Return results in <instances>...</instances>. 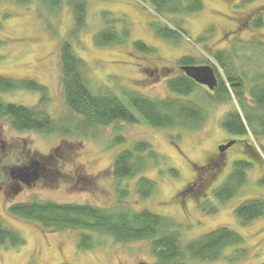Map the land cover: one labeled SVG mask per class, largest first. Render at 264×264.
Instances as JSON below:
<instances>
[{
  "label": "rangeland",
  "instance_id": "obj_1",
  "mask_svg": "<svg viewBox=\"0 0 264 264\" xmlns=\"http://www.w3.org/2000/svg\"><path fill=\"white\" fill-rule=\"evenodd\" d=\"M178 1H158L159 5L164 4L159 12L153 0H87L86 22L76 50L86 64L84 74L91 90L98 94L108 87L124 101V90L136 91L156 101L170 97L166 81L181 74L177 62L184 57L213 66L230 90L231 100L219 103L216 92L197 88L186 98L206 115L204 123L197 128L155 129L142 120L135 125L118 122L107 127H82V118L66 106L61 84L59 50L75 26L69 1H63L61 7L53 10L41 0H33L30 5L0 0L3 41L0 75L35 80L46 86L48 92L47 103H40L41 94L26 90L0 92V100L37 108L61 125V129L49 133L17 132L10 119L0 117V124L7 122L6 135L31 142L40 155L52 157L49 166L61 172L50 183L52 188L28 191L19 200L89 205L111 214L150 212L168 220L170 232L179 235L183 246L218 228L228 227L243 237V245L225 250L224 258L218 261L186 258L182 263L232 264L230 259L238 255L237 250H243L245 255L235 264H264V217L242 226L234 215L245 201L264 199V184L260 183L264 173L255 164L254 170L247 171L246 184L239 194L222 205L211 197L222 187L223 176L218 168H213L214 162H208L217 145L228 136L222 124L226 115L235 110L242 116L248 139L264 161V133L253 135L243 109L245 106L248 114L264 118V110L250 105L253 89L264 86V26L253 27L256 17H262L264 22V0H202L203 10L194 14L175 11L186 6V1L182 0V5ZM154 24H164L180 37L176 41L162 39L153 32ZM107 26L117 32L125 29L130 36L121 46L99 47L95 36ZM237 27L239 31L232 32ZM136 41L155 49L157 56L138 50ZM217 53L225 54L224 62L233 82L242 83L237 92L244 95L243 103L236 98L226 71L213 57ZM253 126L257 127V123ZM138 143L149 144L157 161H147L146 170L132 179L117 180L112 171L115 159ZM240 156L241 148H237L226 154V161L231 163ZM249 158L245 155L242 160L250 161ZM4 163L14 161L9 158ZM208 164L211 168L206 173L202 169ZM140 178L155 183L147 199L135 188ZM193 182L197 188L192 195L179 192ZM193 194L198 195V200ZM12 205L0 201V221L19 232L25 244L18 248L0 247V264H158L152 240L120 243L105 234L87 233L93 237L95 247L83 251L79 248L81 232L42 229L31 221L11 216L8 209ZM205 206L215 213L204 211Z\"/></svg>",
  "mask_w": 264,
  "mask_h": 264
},
{
  "label": "trees",
  "instance_id": "obj_2",
  "mask_svg": "<svg viewBox=\"0 0 264 264\" xmlns=\"http://www.w3.org/2000/svg\"><path fill=\"white\" fill-rule=\"evenodd\" d=\"M21 5H30L33 0H15ZM40 1V0H38ZM48 4L51 9L55 10L61 7L65 0H41ZM74 13V28L70 31L68 39L63 41L59 50L61 64V84L62 92L68 110L82 118V127L102 126L107 127L114 123L122 122L129 125H135L144 121L155 129H175V128H197L204 123L206 115L204 110L186 100L197 88L189 77L181 70V74L175 78H169L166 81L170 97L163 100H152L143 96L136 91L124 90L125 101L108 87L101 92L94 93L85 77V62L78 55L76 44L78 36L82 32L86 22L87 0H67ZM153 0V4L160 12L164 4H158ZM182 0L178 2L181 4ZM186 6L175 11H182L185 14L199 13L203 10L202 0H184ZM174 11V12H175ZM255 20V21H254ZM153 32L165 40H175L180 35L169 27L163 25H151ZM264 26L263 18L256 17L253 19V27L261 28ZM239 28V27H238ZM2 22L0 21V32ZM239 31L238 29H235ZM130 36V32L123 29L117 32L114 27L107 26L95 36L96 43L99 47L121 46ZM176 41V40H175ZM3 41L0 37V46ZM135 47L150 56H157L156 50L148 47L141 41L134 42ZM215 60L226 71L228 82L232 85L234 79L227 72L224 62V54L217 53L213 55ZM196 59L187 56L177 62L178 66L198 65ZM181 69V68H180ZM166 70V73H169ZM184 74V75H183ZM219 84L215 90L216 101L223 103L231 100L230 90L226 84ZM17 90H26L41 94L40 103H47V88L39 82L32 79H12L0 75V92L10 93ZM234 89L236 98L240 101L244 95ZM253 106L258 110H264V86L256 87L251 93ZM241 101V103H243ZM252 107V104L250 102ZM246 112V120L252 127L253 135H263L264 118L256 114H248V109L243 106ZM0 117H9L12 125L16 130L40 131L49 133L56 129H61L57 120H54L48 114L38 111L37 108H28L16 106L11 103H4L0 100ZM223 127L230 134L239 137H248V131L245 122L240 113L235 110L226 115ZM118 143L121 138L116 139ZM254 153L258 154L257 149L252 141L248 140ZM247 156H252L245 151ZM147 143H138L132 150L120 153L113 163V175L121 181L132 179L146 170V163L149 160L157 161V156ZM254 158V157H253ZM254 164L258 165L261 173H264V161L261 157L254 159ZM254 167V166H253ZM234 173L219 189L215 190L212 197L220 204L229 202L239 194V191L245 186L247 181V170L250 169L245 161L237 162L234 165ZM83 179V178H82ZM85 180V179H83ZM264 184V178L261 179ZM155 183L146 178H140L135 184L138 194L147 199L151 196ZM198 197L194 196V199ZM198 200V199H197ZM203 207V210L209 214H214L215 210ZM8 212L15 218L31 221L39 225L42 229L56 231H78L81 232L79 248L83 251H92L95 247L93 237L87 233H101L114 238L120 243H130L138 241L152 240V251L158 260V264H184L186 258H192L200 261H218L224 258V251L229 248L240 247L243 245V237L228 227L218 228L207 233L201 238L190 242L187 245H181L179 235L170 232L172 229L168 220L160 218L153 213H132L123 211L109 213L89 205L75 204H57L52 202L38 203H19L9 207ZM235 218L242 226H247L252 222L264 217V199H252L245 201L234 212ZM172 231V230H171ZM25 244L22 235L4 226L0 221V247L18 248ZM238 255L230 259L235 264L238 258L243 257L245 252L237 250Z\"/></svg>",
  "mask_w": 264,
  "mask_h": 264
},
{
  "label": "flooded vegetation",
  "instance_id": "obj_3",
  "mask_svg": "<svg viewBox=\"0 0 264 264\" xmlns=\"http://www.w3.org/2000/svg\"><path fill=\"white\" fill-rule=\"evenodd\" d=\"M236 29H238V27ZM234 31H235V29L232 32H234ZM203 65L204 64H198V65H192V66H203ZM225 66H227L226 63H225ZM183 67L182 66L180 67L181 70ZM214 70H215V68H214ZM152 74L153 73H151L150 75H152ZM215 75H216L217 80H218V85L215 88V90H216L219 87L220 82H221V84H223L222 82H224V81L220 78V76L216 70H215ZM189 79L191 81H193L196 85L201 87L202 89H205L206 92H207V90H209L207 87L197 84L191 78H189ZM236 84H238V86L233 87V85H236ZM236 84L233 83L230 86H232L233 89H239L242 87L241 82L236 83ZM215 90H214V92H215ZM211 92H213V91H211ZM251 104H252V108H253V98L251 99ZM6 119L9 120L10 118L9 117H3L2 118V120H6ZM10 121H11V119H10ZM6 123L7 122L4 121L0 124V169L2 172V174L0 173V201L5 202V203L11 202V203H13V205H16L19 203L33 202V201H29V202L28 201H20L19 199L24 197L25 195H27L28 191H30V192L39 191V190L44 191L46 188H52L50 183H53L54 179H56L57 173L59 174L60 171H58L56 168H54L51 165L49 166V161L51 160L52 157L40 155L38 151H35L33 149V144L31 145V142L27 141L26 139L20 138V137L15 138L12 136V134L6 135V133L4 132ZM10 124L13 127L12 121ZM222 126H223V124H222ZM223 129L227 133L228 136L226 138H224L219 145H217L215 152L213 153L211 159L208 162H212V163L214 162L213 168L214 167L218 168V172L220 173L221 176H223V182L222 183H223V185H225V183L228 181V179L234 173L235 163L245 161L250 167L249 170H254L253 166H255V164L253 161H255L254 159H259V157H261V155L259 153L258 154L254 153L253 149L251 148V145L248 142V140H249L248 138H246L244 136L243 137L234 136V135L230 134L227 130H225L224 127H223ZM16 131L22 132L20 130H16ZM25 131H28V130H25ZM252 133H253V123H252ZM21 140H22V144H21ZM231 141L236 142L235 145H233L231 148H229L228 150H226L224 152H220L218 150V148L220 146L226 145ZM237 148H241V156L239 158L238 157L233 158L231 163L227 162L226 161L227 160L226 154L229 151L230 152L235 151ZM54 150H58V149H54ZM245 151H247L248 153H250L252 155V156H249L250 161L242 160V158L246 155ZM17 155L19 157H17ZM3 158H6L5 160H8L9 158H11L14 161V163L5 164L4 163L5 160H3ZM204 166H205L204 170L202 169V171L207 173L211 167L209 164L204 165ZM18 169L23 170V172L22 173L16 172V171H18ZM249 170H247V171H249ZM194 188H197V185L195 182L184 187L183 190H181L179 192L184 193V194L185 193L190 194L191 192L194 191ZM190 195H192V194H190ZM199 195H201L200 192H199ZM193 196H194V194H193ZM17 201H19V202H17Z\"/></svg>",
  "mask_w": 264,
  "mask_h": 264
},
{
  "label": "water",
  "instance_id": "obj_4",
  "mask_svg": "<svg viewBox=\"0 0 264 264\" xmlns=\"http://www.w3.org/2000/svg\"><path fill=\"white\" fill-rule=\"evenodd\" d=\"M182 71L197 84L207 87L210 91H214L218 85V80L215 75V70L212 66L203 65V66H185L182 68ZM238 86V84L233 85ZM235 141H231L226 145L220 146L219 151L224 152L235 145ZM22 173L23 170L18 169L16 171ZM38 172V171H37ZM139 264H149V263H139Z\"/></svg>",
  "mask_w": 264,
  "mask_h": 264
}]
</instances>
